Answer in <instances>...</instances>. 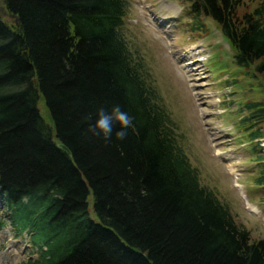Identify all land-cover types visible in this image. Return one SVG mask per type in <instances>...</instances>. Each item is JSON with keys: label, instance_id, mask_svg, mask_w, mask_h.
Returning a JSON list of instances; mask_svg holds the SVG:
<instances>
[{"label": "trees", "instance_id": "obj_1", "mask_svg": "<svg viewBox=\"0 0 264 264\" xmlns=\"http://www.w3.org/2000/svg\"><path fill=\"white\" fill-rule=\"evenodd\" d=\"M262 1L249 12L242 0H192L186 14L193 31L211 19L244 75L264 86ZM2 7L0 197L17 235L38 253L20 264H264V237L253 239L202 183L143 58L130 49L127 0ZM117 104L133 120L126 138L92 135L98 109ZM239 107L240 142L252 141L264 207V101Z\"/></svg>", "mask_w": 264, "mask_h": 264}, {"label": "rangeland", "instance_id": "obj_2", "mask_svg": "<svg viewBox=\"0 0 264 264\" xmlns=\"http://www.w3.org/2000/svg\"><path fill=\"white\" fill-rule=\"evenodd\" d=\"M191 1L127 0L122 31L176 120L202 183L230 205L253 239H259L264 237L263 193L253 181L257 162L250 151L252 141L240 142L235 112L246 101H264V86L244 75L211 19H201L205 31L190 29L186 10ZM262 2L242 0V11L251 12ZM40 107L45 110L43 102ZM0 221V264L38 257L28 236L17 235L1 197Z\"/></svg>", "mask_w": 264, "mask_h": 264}, {"label": "clouds", "instance_id": "obj_3", "mask_svg": "<svg viewBox=\"0 0 264 264\" xmlns=\"http://www.w3.org/2000/svg\"><path fill=\"white\" fill-rule=\"evenodd\" d=\"M119 125L118 131L115 125ZM133 125L132 118L122 110L120 105H113L111 110L100 108L96 114V122L89 126L88 131L92 135L102 137L104 141H110L115 131L118 140H124L127 136V129Z\"/></svg>", "mask_w": 264, "mask_h": 264}, {"label": "water", "instance_id": "obj_4", "mask_svg": "<svg viewBox=\"0 0 264 264\" xmlns=\"http://www.w3.org/2000/svg\"><path fill=\"white\" fill-rule=\"evenodd\" d=\"M3 3H5V0L3 1ZM0 12L2 13V15H6V12L4 11V8L3 7H0ZM11 17H14V15H11ZM18 22V20H17ZM62 148L66 149L69 151L68 147L66 145H64L63 143H60L59 144Z\"/></svg>", "mask_w": 264, "mask_h": 264}, {"label": "bare ground", "instance_id": "obj_5", "mask_svg": "<svg viewBox=\"0 0 264 264\" xmlns=\"http://www.w3.org/2000/svg\"><path fill=\"white\" fill-rule=\"evenodd\" d=\"M254 210V209H253Z\"/></svg>", "mask_w": 264, "mask_h": 264}]
</instances>
